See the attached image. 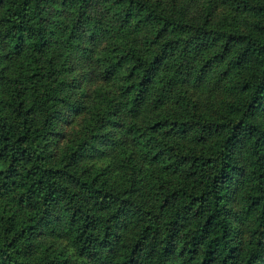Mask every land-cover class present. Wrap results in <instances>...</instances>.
I'll return each mask as SVG.
<instances>
[{"label": "trees", "instance_id": "trees-1", "mask_svg": "<svg viewBox=\"0 0 264 264\" xmlns=\"http://www.w3.org/2000/svg\"><path fill=\"white\" fill-rule=\"evenodd\" d=\"M0 264H264V0H0Z\"/></svg>", "mask_w": 264, "mask_h": 264}]
</instances>
